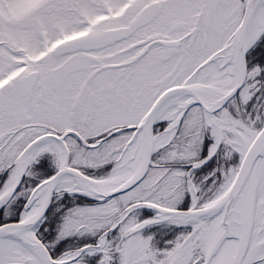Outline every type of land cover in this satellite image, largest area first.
I'll list each match as a JSON object with an SVG mask.
<instances>
[{"label":"snow or ice","instance_id":"obj_1","mask_svg":"<svg viewBox=\"0 0 264 264\" xmlns=\"http://www.w3.org/2000/svg\"><path fill=\"white\" fill-rule=\"evenodd\" d=\"M0 264H264V0H0Z\"/></svg>","mask_w":264,"mask_h":264}]
</instances>
